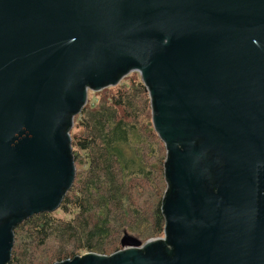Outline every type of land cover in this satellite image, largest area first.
<instances>
[{
	"label": "water",
	"instance_id": "water-1",
	"mask_svg": "<svg viewBox=\"0 0 264 264\" xmlns=\"http://www.w3.org/2000/svg\"><path fill=\"white\" fill-rule=\"evenodd\" d=\"M131 72L168 148V243L60 264H264V0H0V264L73 186L89 90Z\"/></svg>",
	"mask_w": 264,
	"mask_h": 264
},
{
	"label": "trees",
	"instance_id": "trees-1",
	"mask_svg": "<svg viewBox=\"0 0 264 264\" xmlns=\"http://www.w3.org/2000/svg\"><path fill=\"white\" fill-rule=\"evenodd\" d=\"M105 89L73 117L76 177L58 209L70 219L43 212L18 225L10 264H60L83 252L110 257L123 250L125 235L168 243V148L153 124L148 87L140 75L114 93Z\"/></svg>",
	"mask_w": 264,
	"mask_h": 264
},
{
	"label": "rangeland",
	"instance_id": "rangeland-1",
	"mask_svg": "<svg viewBox=\"0 0 264 264\" xmlns=\"http://www.w3.org/2000/svg\"><path fill=\"white\" fill-rule=\"evenodd\" d=\"M131 77L139 78L140 74L137 73V72H132L129 76L124 77V79L117 86L109 87V88H107L105 90L108 93H110V92L114 93V92H116L118 90V88L128 87L129 86V80H130ZM102 92H103V90L98 91V92L89 90L87 104L96 105L100 101L101 97L104 95ZM76 126H77L76 122H74V129H73V131L71 133V137H72V135H74V133L78 132V129H77ZM55 215L57 217L61 218V219H66V220L70 219V217L68 215H65L63 212L58 211V210L55 212ZM163 238L164 237H159L157 239H152V240L156 241V240H160V239H163ZM84 254H86V253L85 252L81 253V255H84Z\"/></svg>",
	"mask_w": 264,
	"mask_h": 264
}]
</instances>
